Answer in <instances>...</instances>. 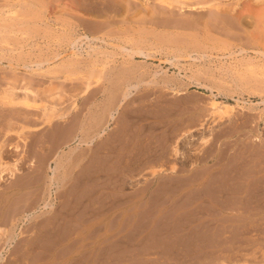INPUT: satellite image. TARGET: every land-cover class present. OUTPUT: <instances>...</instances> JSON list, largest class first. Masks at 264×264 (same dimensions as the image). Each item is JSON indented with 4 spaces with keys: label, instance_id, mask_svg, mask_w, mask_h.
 Listing matches in <instances>:
<instances>
[{
    "label": "rangeland",
    "instance_id": "1",
    "mask_svg": "<svg viewBox=\"0 0 264 264\" xmlns=\"http://www.w3.org/2000/svg\"><path fill=\"white\" fill-rule=\"evenodd\" d=\"M12 1L22 8L38 0ZM130 1L125 10L114 0L93 2L104 17L83 5L71 19L77 31L99 28L105 37L76 45L82 59L108 63L88 86L56 68L71 52L63 23L47 18L54 7L41 15L48 22L43 35L0 33V89L10 85L23 95L29 83L38 104L0 99V161L18 160L20 168H6L0 179V264H264V77L254 76L264 67L255 51L264 49V34L251 27L252 36L238 22L264 1ZM239 45L263 66L248 69ZM121 46L150 56L129 58ZM57 51L63 53L44 65L52 72L16 58ZM131 65L128 82L118 72ZM127 82L136 86L124 98ZM212 92L240 98L232 118L211 113ZM44 106L64 114L45 120Z\"/></svg>",
    "mask_w": 264,
    "mask_h": 264
},
{
    "label": "bare ground",
    "instance_id": "2",
    "mask_svg": "<svg viewBox=\"0 0 264 264\" xmlns=\"http://www.w3.org/2000/svg\"><path fill=\"white\" fill-rule=\"evenodd\" d=\"M37 1V0H36ZM110 0H102V1H100V0H38L37 2H35V1H33V2H30V1H26L25 3H23V5L21 4V6H22V8H20L19 6H18V4H16L15 2H13L12 0H0V17L1 16H3V21H5V22H2V23H0V33H9V32H22L23 34H26L27 35V37H29V36H32L33 34L35 35V34H40V35H43L44 33H43V31L42 30H44L45 29V27H47V26H43V23L45 22V23H48L47 21H45V19H43V17L41 16V15H43V16H46L45 15V13H43V12H47L46 10L47 9H49V8H52V7H54L52 10L53 11H51L52 12V16H50L49 14V16L47 17L48 19H50V18H52L56 23H58L59 21H61L62 23H63V25L62 26H64V28H63V31L65 32V34H67V41H66V44L65 45H67L68 46V48L66 47V50L69 52H71V53H69L68 54V57H63L62 59H61V61L59 62V63H57L56 64V68L57 67H60V68H63L62 69V72H63V70H65L66 69V71H67V74H64L65 76H67V77H70L71 75H76V74H79V75H81L82 76V78L83 79H85V81L87 82L85 85H87L88 86V82L90 83V81L92 80V79H96V81L97 80H99V79H101L102 77H104V74H105V69H106V66H107V61L106 62H104V61H98V59L95 57V58H91L90 60H89V58L87 59V60H89V63H88V61H87V66L85 67L86 68V70H82V68H80V65H82L81 63H82V60H84V59H82L80 56V54H81V52H79V50L77 49V46H78V44L80 43V42H84V40H93V39H97V38H103L104 40H105V37H103V36H99V35H97V32H99V31H101V30H99V28H98V30H96V32L95 31H93L94 33H90V32H88L87 30H84V28H82V31L79 29L78 31H77V27L75 26L74 27V25H75V23L73 22V21H71V19H74L75 17H76V15H75V11H77V10H80V9H82L81 7H83V5H84V7H85V12H87V13H89V14H92V13H95V15L97 14V16H101V15H103V17H104V15L105 14H102V13H104L103 11H102V9L101 10H98V12L96 13L94 10V7H93V2L94 3H97V4H99L100 3V5H104V4H106L107 2H109ZM121 1V0H120ZM119 0H114V2L116 3V2H118V3H116V4H118V5H120V9H121V6L123 7V10H125V9H128V6H131V1L130 0H127V2L126 3H121ZM171 1H173V0H171ZM174 1H178V0H174ZM263 1L264 0H254V5H253V3H252V7H254L255 6V4H257L258 6L259 5H261V4H263ZM168 2V1H167ZM82 3V4H81ZM112 3V2H111ZM172 3V2H171ZM174 3V2H173ZM97 4H96V6H97ZM108 4V3H107ZM38 6L39 8H40V10H38L37 9V7L36 8H34L35 10H27V8H25V7H28V8H30L29 6ZM50 5H52L51 7H49ZM110 5V4H109ZM113 5V4H112ZM163 5V4H162ZM33 6L31 7V8H33ZM62 6V9H60V10H58L57 9V7L59 8V7H61ZM111 6V5H110ZM110 6H108V7H110ZM135 6V5H134ZM148 6V5H147ZM239 6V4H238V2L237 3H235L234 4V6H232L231 8H230V11H232V13L233 12H235V10H237V7ZM248 6V8L246 9L249 13L251 12V11H253V8L251 7V6H249V5H247ZM23 7H24V10H23ZM100 7V6H99ZM106 7V6H105ZM114 7V6H113ZM30 8V9H31ZM101 8V7H100ZM99 8V9H100ZM103 8V7H102ZM107 8V7H106ZM106 8H104V9H106ZM222 8V7H221ZM227 8H228V6H227ZM239 8V7H238ZM98 9V8H97ZM140 9V8H139ZM110 10H112V9H110ZM109 10V11H110ZM27 11H29V12H27ZM38 11H40L39 13H38ZM119 11V10H118ZM134 11H136V10H134ZM229 11V13L231 14V12ZM169 12V11H168ZM41 13H43V14H41ZM48 13V12H47ZM120 13V12H119ZM167 13V12H166ZM253 13V12H252ZM64 14H68V16L67 17H69V19H67V17H64ZM226 14V13H225ZM224 13H223V16L225 15ZM229 14V15H230ZM244 14V13H243ZM235 16V15H234ZM263 16H264V7H261V8H257V12L255 13V16L254 15H251V14H246V15H238V22H239V24H241V26L243 27V29L244 30H246L247 31V33H249V31H250V34L252 35V32H251V27H255L256 29H257V31L258 32H260L261 34H264V22H263ZM41 17V18H40ZM90 17V16H89ZM113 17V16H112ZM217 17V16H216ZM229 17H231V15L229 16ZM228 17V18H229ZM100 18V17H99ZM98 18V19H99ZM107 20L106 21H108V19L109 18H107V17H105ZM105 18H104V20H105ZM152 18V17H151ZM221 18V17H220ZM237 18V17H236ZM96 19V18H95ZM103 19V18H102ZM111 19V18H110ZM205 19V18H204ZM223 19L224 20H226V18L225 17H223ZM231 18H229V20H230ZM234 19V18H233ZM258 19V20H257ZM92 20V19H91ZM104 20H102V21H100L101 22V27H102V22H104L103 24H106V21H104ZM123 20V19H122ZM232 20V19H231ZM230 20V21H231ZM261 20V21H260ZM84 21H86V20H84ZM111 21V20H110ZM119 21V20H118ZM173 21V20H172ZM204 21V20H203ZM228 21V20H227ZM235 21V20H234ZM94 22H96V21H94ZM98 22H99V20H98ZM97 22V23H98ZM219 22H220V20H219ZM225 23V22H224ZM232 23H235V22H232ZM228 24V23H227ZM226 24V25H227ZM89 25V24H88ZM98 25V24H97ZM108 25H111L110 23L108 24ZM14 26V27H13ZM78 27H80V24H78L77 25ZM188 26V25H187ZM221 26H223V25H221ZM15 27H17V28H15ZM105 27V26H104ZM110 27V26H109ZM106 28V27H105ZM227 28V27H226ZM240 28V27H239ZM101 29V28H100ZM107 29V28H106ZM84 30V31H83ZM89 30V29H88ZM93 30V29H92ZM109 30V29H108ZM89 31H91V30H89ZM110 32V31H109ZM180 32V31H179ZM243 32H245V31H243ZM100 33V32H99ZM111 33V32H110ZM169 33H170V31H169ZM241 33V32H240ZM107 34V33H106ZM261 34H259V35H261ZM250 35V36H251ZM254 35H256L257 36V33H255ZM106 36V35H105ZM108 36V35H107ZM249 36V35H248ZM253 36V35H252ZM255 36V38H257ZM262 37V36H261ZM246 38V37H245ZM254 39V38H253ZM247 40V39H246ZM254 40H256V39H254ZM263 40V41H262ZM244 41H245V39H244ZM257 41V40H256ZM6 42H8L7 40H6ZM258 42H261V45L263 46V48H264V38L262 37L261 38V40L260 41H258ZM199 44H197V45H201L200 43V41L198 42ZM263 43V44H262ZM81 44V43H80ZM80 44H79V46H80ZM242 44V43H241ZM260 44V43H259ZM77 45V46H76ZM247 45V44H246ZM202 46V45H201ZM240 46V45H239ZM73 47V48H72ZM122 48H124V49H127V55H129L128 57L129 58H131V57H133L134 56V54H136V53H138V54H145V55H147V56H150V53H148V52H146L145 50H144V48H141V47H139V48H135V47H132V48H126L125 46H121ZM260 47V46H259ZM72 48V49H71ZM201 48V47H200ZM251 48V47H250ZM195 49H199L198 47L197 48H195ZM194 49V50H195ZM253 49V48H252ZM239 50H240V52H245V53H243V55H245V56H243V57H246V58H244V60L247 62H245L244 64H246L247 66H248V69H255V68H257V66L259 65V67H261V65L262 64H258L257 66H256V64L254 63V60L252 61V58H254V59H256V57L254 56H251V55H249L248 54V52H249V50H248V48H246V47H244V46H240V48H239ZM196 51V50H195ZM256 52H260V54L261 55H264V49H262L261 50V48H259L258 50H255ZM63 52H56V53H54L53 55H48V56H41V57H39V59H32L31 61H27V59H25V56H24V54H22V53H20L16 58H17V60L19 61V60H24V61H26L24 64H23V66L24 67H28L30 64H35V65H37L38 67L37 68H41V70H42V72H44V71H46V72H52V67L50 66V65H48V67L46 68V69H44V65H45V63L47 62V63H50V61L52 60V59H54L55 57H58V56H60L61 54H62ZM191 53H192V51H191ZM80 55V56H79ZM179 55V54H178ZM259 55V54H258ZM93 56V55H92ZM124 56V55H123ZM248 57V58H247ZM264 57V56H263ZM129 58H125V62L126 63H130V61H129ZM170 58V57H169ZM85 59V60H86ZM17 60H15V61H17ZM257 61V60H256ZM21 62H23V61H21ZM132 62V61H131ZM124 63V62H123ZM243 63V62H242ZM259 63V62H258ZM261 63V62H260ZM85 64H86V62H85ZM263 64H264V62H263ZM136 65V64H135ZM17 66H21V65H17ZM246 66V67H247ZM256 66V67H255ZM263 66V65H262ZM82 67H83V65H82ZM115 67V66H114ZM131 67L133 68V65H131V66H126L125 67V69L124 70H122V72H118V74L120 75V77L124 80V78L125 79H127V81L129 82V78H130V75H132L131 74ZM135 67V66H134ZM54 68V71H58L59 70V68L57 69V70H55V67H53ZM240 67H237V65H233V69H235L238 73H239V76L243 79V78H245V75L243 74V73H241L240 71L242 70L241 68V70L239 69ZM44 69V70H43ZM233 69H230V70H233ZM261 70H262V72L261 73H258V74H255L254 76H258V77H260L261 78V76L260 75H262L263 77H264V67H261ZM65 71V72H66ZM110 71V70H109ZM107 72V71H106ZM241 73V74H240ZM108 74V73H107ZM111 74V73H110ZM115 74V73H114ZM112 75H110V77H111ZM116 76H118V75H116ZM254 76H252V77H254ZM63 77V76H62ZM257 77V78H258ZM121 78H119L120 79V81H122V79ZM118 80V79H117ZM256 81L255 83H260V84H262L263 82H260L258 79H253V81ZM119 81V80H118ZM131 81V80H130ZM154 81V80H153ZM253 81H251V82H253ZM123 82V81H122ZM122 82H121V84H122ZM127 82V83H128ZM148 82V81H147ZM158 82V81H157ZM124 84L126 83V81L125 82H123ZM153 83V82H152ZM257 83V84H258ZM138 84V83H137ZM149 84H150V82H149ZM167 84V83H166ZM250 84V83H249ZM256 85V84H255ZM259 85V84H258ZM126 86H127V88H126V90L124 91V93H123V95H124V98H126L127 96H129L130 95V92H129V89L132 87V86H136V85H134V84H130V83H128V84H126ZM31 86L29 85V83H27V84H25L24 86H23V88H24V90H25V92L23 93V95H19V94H17L16 92H15V87H13V86H10V85H7L6 87H3V88H1L0 89V99H1V104H5V105H15V104H21V105H23V106H26V107H29V108H32V107H37L38 108V104H37V101H36V98H35V96H32V95H30L31 94V92L32 91H34V90H32L31 88H30ZM171 87V86H170ZM258 87V86H257ZM173 88V87H172ZM260 88H261V86H260ZM254 89V88H253ZM262 89H264V88H262ZM256 90V89H255ZM260 91H261V89H260ZM260 91H258V92H260ZM252 92V91H251ZM255 92V91H254ZM253 92V93H254ZM181 93V92H180ZM256 94V93H255ZM211 95H212V97H210V99L207 101V105H208V107H209V109L211 110V113H213V114H217L218 116H219V118H224V117H229V118H232V113H233V111L235 110V108H236V106H237V104H239V100H240V98H235L234 100L236 101V103H234V102H232V101H227V100H220V99H218L217 98V96H216V94L214 93V92H212L211 93ZM44 105V104H43ZM41 108V107H40ZM49 109H47V107L46 106H44V108L42 109V114H43V117L45 118V120L47 119V120H50L51 118H52V116H54V118L55 117H58V116H63V114L64 113H60L59 112V109H57L56 111H55V109L53 108V109H51V110H49ZM111 112V111H110ZM112 119H115V117H116V112H114L113 110H112V112L110 113V115H109ZM102 118V117H101ZM104 119V118H103ZM102 120V119H101ZM100 120V121H101ZM107 120V119H106ZM92 123V122H91ZM98 125V124H97ZM98 129V128H97ZM103 130V132H104V130H105V128L104 129H102ZM106 131V130H105ZM97 132V131H96ZM99 133H97V134H101L102 132H100V131H98ZM93 138V137H92ZM101 143V142H100ZM18 147V146H17ZM1 150V149H0ZM178 149L176 148L175 149V152L176 153H178ZM1 159V158H0ZM17 162H18V160H16V161H14L12 164H10V165H12V166H7V164H8V162L7 161H0V179H1V177H2V175H3V172L6 170V168H8L9 169V171L11 172V174H13L14 172H16L17 170H20V168L18 167V165H17ZM249 176V175H248ZM238 177H240V176H238ZM242 177V176H241ZM245 177V176H244ZM228 178V177H227ZM230 178V177H229ZM249 178H251V177H249ZM255 178V177H254ZM259 178V177H258ZM204 179V178H203ZM219 179V178H218ZM217 179V180H218ZM263 179V178H262ZM208 180V179H207ZM214 180V179H213ZM220 180V179H219ZM223 180V179H222ZM229 180V179H228ZM233 180V179H232ZM241 180V179H240ZM244 180V179H243ZM243 180H242V182H243ZM246 180V179H245ZM261 180V179H260ZM264 180V179H263ZM211 181V180H210ZM224 181H226V180H224ZM207 182V181H206ZM213 182V181H212ZM217 182V181H216ZM231 182V181H230ZM249 182V181H248ZM224 183H226V182H224ZM258 183V182H257ZM248 184V183H247ZM228 185V184H227ZM253 185V184H252ZM260 185V184H259ZM219 186V185H218ZM222 186H224V185H222ZM232 186H233V184H232ZM237 185H235L234 186V188L236 187ZM248 186H251L250 184L248 185ZM193 187V186H192ZM221 187V186H220ZM224 187H226V186H224ZM233 188V187H232ZM199 189V188H198ZM236 189V188H235ZM220 190V189H219ZM242 190H244V189H242ZM216 191V190H215ZM222 191V190H221ZM258 191V190H257ZM224 192V191H223ZM227 192V191H226ZM237 192V191H236ZM215 193V192H214ZM216 193H218V192H216ZM235 193V192H234ZM246 193V192H245ZM250 193V192H249ZM256 193V192H255ZM226 194H228V193H226ZM204 195V194H203ZM210 195V194H209ZM223 195V194H222ZM248 195V194H247ZM254 195V194H253ZM264 195V194H263ZM221 196V195H220ZM234 196H236V195H234ZM250 196H251V194H250ZM257 196V195H256ZM255 196V197H256ZM210 197V196H209ZM216 197V196H215ZM237 197H239V196H237ZM246 197V196H245ZM244 197V198H245ZM253 197V196H252ZM213 198H214V195H213ZM218 198V197H217ZM216 198V199H217ZM224 198H226V197H224ZM235 198V197H234ZM233 198V199H234ZM219 199V198H218ZM217 199V200H218ZM247 199V198H246ZM263 200H264V198H263ZM215 201V200H214ZM231 201H233V200H231ZM238 201V200H237ZM227 203H230V202H227ZM234 203H236V202H234ZM237 203H239V202H237ZM243 203V202H242ZM255 203H256V201H255ZM262 203V202H261ZM240 205V204H239ZM245 205V204H244ZM257 205V204H256ZM255 205V206H256ZM263 205V204H262ZM242 206V205H241ZM248 206V205H247ZM250 206V205H249ZM245 207V206H244ZM232 208V207H231ZM238 208V207H237ZM249 208V207H248ZM251 208V207H250ZM264 208V207H263ZM233 209V208H232ZM237 211H238V209H236ZM242 210V209H241ZM247 211V210H246ZM250 211V210H249ZM1 234V236L2 235H4L5 234V232H3V233H0ZM224 241V240H223ZM241 242V241H240ZM242 242H244V241H242ZM247 244H248V240H246L245 241ZM221 244V243H220ZM231 244V243H230ZM233 244V243H232ZM251 244V243H250ZM233 246V245H232ZM231 246V247H232ZM240 246H242L241 244H240ZM246 248V247H245ZM239 250H240V248H238ZM226 250H228V249H226ZM239 250H237V251H239ZM228 252H230V251H228ZM227 253V252H226ZM225 254V253H224ZM225 255H227V254H225ZM231 256H232V254H230ZM223 256V255H222ZM229 256V255H228ZM235 258H237L238 256H234ZM226 258V257H225ZM227 260V259H226ZM231 260V259H230ZM233 260V259H232ZM231 260V261H232ZM230 263V262H229Z\"/></svg>",
    "mask_w": 264,
    "mask_h": 264
}]
</instances>
